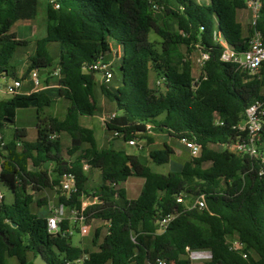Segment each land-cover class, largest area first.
<instances>
[{"label":"trees","instance_id":"16d2710c","mask_svg":"<svg viewBox=\"0 0 264 264\" xmlns=\"http://www.w3.org/2000/svg\"><path fill=\"white\" fill-rule=\"evenodd\" d=\"M245 8L243 0H0V79H16V51L27 42L12 31L14 24L34 19L43 9L45 34L35 40L21 79L37 69L46 84L57 79L59 96L69 102L59 118L46 114L56 100L44 89L0 99V182L14 194L11 203L4 195L0 200V264H10V258L34 264L39 254L47 264H79L83 255H88L83 264H158L161 259L192 264L191 251H208V264H264V116L257 156L227 146L245 136L234 126L244 121L246 109L256 101L264 103V63L258 74L249 75L222 60L221 40L238 54L248 49L254 30L244 35L238 20V11ZM255 29L264 39V0ZM112 42L121 49L120 83L100 85L115 106L114 116L105 122L113 137L100 148L94 129L80 119L98 110V73L92 66L111 53ZM51 45L57 46L58 63ZM194 50L209 56L197 81L190 59ZM57 67L59 77L52 75ZM152 74L161 81L158 89L151 85ZM27 108L37 111V138L27 140L28 130L18 127L5 137L17 111ZM151 132L189 139L201 152L181 169L162 174L113 143L136 138L150 145L155 141ZM62 133L70 136L69 160ZM174 153L165 143L164 149L150 150L149 158L162 165ZM84 164L100 171L91 194ZM64 174L76 178L77 190L69 196L59 189ZM130 177L144 179L136 199L120 186ZM46 189H56L59 203L71 207H80L84 195L99 198L86 211L107 228L104 236L97 228L92 239L96 250L73 244L68 220L60 232H49L47 217L32 210L34 194ZM202 194L206 208H190ZM180 195L193 200L189 207L177 201ZM170 214L173 219L158 232L156 222ZM230 237L246 244L247 257L230 250Z\"/></svg>","mask_w":264,"mask_h":264},{"label":"rangeland","instance_id":"374dc122","mask_svg":"<svg viewBox=\"0 0 264 264\" xmlns=\"http://www.w3.org/2000/svg\"><path fill=\"white\" fill-rule=\"evenodd\" d=\"M249 15V13L247 12ZM245 12L243 10L238 11V20L239 22L243 25L244 29V35L248 36L249 31L251 30V18L248 16V18L244 19ZM35 19V25L37 26V29L35 30L34 27H32V24L30 22H26V20H19L17 21L13 28L12 31H15L17 33L18 39L27 41L25 45L18 47L16 51V56L14 63L18 68V73L23 74L27 69L28 66V58L34 53L35 51V40L45 34V28H46V14L43 9L39 11L37 16L34 18ZM152 40L157 41L158 38L155 34L150 35ZM51 51L53 55L56 57V62L58 63L59 59V52L57 49L56 45H51ZM112 49L114 50L115 55L121 54L120 48L116 44L111 45ZM156 47L158 50H160V45L159 42L156 44ZM201 55L202 51L201 50H194L190 54V59L193 64V76L195 80H197L201 74H202V63H201ZM118 63V62H117ZM6 81L7 83L12 84L14 82V78L12 77H6L4 79H0V82ZM25 87L23 89H28L30 87L31 83L26 81ZM103 79L100 78V75H96V86H95V91H94V97L98 106V110L95 113V117H81L80 122L84 126H90L94 128L95 133H96V138L98 141V144L101 148L106 147L109 145V142L111 141L113 137V133L109 132L106 129V119L108 118L109 115H111V106L113 103H111L103 94L101 91V83H103ZM41 83H42V89L46 90V92L49 94L50 97L56 100V104L53 109H48L46 110V114L53 113L59 118H63L66 109L69 105V102L62 97L59 96V85L57 79H54L50 84L45 83V78L41 77ZM108 85L115 87L120 83V72H119V65L114 68V76L113 78L109 81L106 82ZM151 85L153 88H156V78L154 74L151 76ZM50 86V87H49ZM41 89V90H42ZM158 89V88H156ZM10 97L9 95H7ZM104 111V116L105 118L103 120H98V117L102 116V112ZM103 116V117H104ZM102 117V118H103ZM37 111L34 108H27V109H19L17 111V117L14 126L11 128H6L4 130L5 137L9 138L11 137L13 133L14 127L18 128H26L29 131V137L27 140H35L37 138ZM149 135L153 136L155 141L153 144H147L145 140L140 141L141 144H143V148L139 149L138 147H130L126 142H124L121 138H119L117 141L122 143L126 149L131 152V153H138L142 155L141 160L143 163L149 165L151 169L155 172L162 173V174H167L169 171L172 170H179L181 169L182 165L189 159H191L193 156L191 155L190 151L185 147L183 142L181 140H178L176 138L170 137L167 133L161 132V133H154L151 132ZM63 149H64V157L66 160H69V156L67 155V150L70 147V136L66 133L62 134V137L60 138ZM168 143L172 147H174L177 151L175 152L170 159V162L167 164H156L152 162V160L149 158V151L152 149H164V144ZM214 148L216 149H222L223 146H218L215 145ZM74 159V157H72ZM3 160V156L0 155V164ZM51 167L48 164H44L43 168ZM208 166V165H207ZM89 172V182H88V192L89 194L93 193V187L100 182V175L98 170H86ZM144 182L143 178L140 177H132L129 178L123 185L126 189L129 191V196L132 198L137 197L138 195L141 194V184H134L136 182ZM133 182V184H131ZM61 192H63L60 189ZM0 192L5 196V201L7 203H11L14 200V194L7 188L5 187L1 182H0ZM40 193V192H39ZM35 193L34 195H37L41 197L42 201H46L51 205V209L55 208L60 205L59 203V194L57 193L56 189H46L44 190L43 193ZM39 194V195H38ZM85 198H90V195H84L82 199ZM193 201L190 198H186L184 201V204L186 206H190V204ZM43 205V204H42ZM38 207L35 208V206H32V210L36 211ZM50 209V211H51ZM49 211V214H50ZM65 214L69 216V211H66ZM89 224L91 226L90 233L88 235H81L78 230L74 229L73 224L70 222V227L72 228L71 235H72V241L75 246H79L80 248H83L84 250H96L97 247H94L92 244V238L97 230V228H102V236H104L107 232V228L105 225H103V221L98 220V219H91L89 221ZM190 259V255L188 256ZM29 258H33L32 255L29 256ZM36 259V258H35ZM192 260V259H191ZM35 261V260H34ZM192 264H208L207 261L204 260H197L194 259L192 260ZM10 264H19L16 258H10L9 259Z\"/></svg>","mask_w":264,"mask_h":264},{"label":"built area","instance_id":"2783aa9c","mask_svg":"<svg viewBox=\"0 0 264 264\" xmlns=\"http://www.w3.org/2000/svg\"><path fill=\"white\" fill-rule=\"evenodd\" d=\"M54 2V0H50ZM246 10L249 12L251 18V28L254 30L253 34L249 39L248 49L241 54H238L228 48V46L221 40L222 44L225 47V50L222 54V60L225 62H232L238 64L239 67L247 72L249 75H256L259 73V70L264 63V39L259 30H256L255 27L257 25V21L260 16V12L263 7V0H243ZM58 7V5H55ZM111 55L112 57L103 58L97 60L92 68L101 76L104 82H109L114 76V68L120 65L121 62V54L115 55L114 50L111 48ZM209 56L207 53L202 52L201 55V63L202 66L208 60ZM118 62V63H117ZM55 77H59L60 69L57 67L53 74ZM31 82L33 83L35 89L41 90L42 83H41V74L40 72L35 69L33 70L28 77ZM198 80V79H197ZM196 80V81H197ZM23 79L14 80L12 84H8L6 86V91L10 95L16 94L22 86ZM157 85L161 84V81L158 80ZM114 116V113L108 116L106 121L111 119ZM264 116V103L260 101H256L251 104L245 112L244 121L234 126L239 132H245V136L232 144L227 145L229 150L235 153H246L251 156L258 155V147L261 141V131H262V118ZM218 124L223 125V122L218 119ZM116 136L117 133H114ZM1 141V136H0ZM185 147L190 151L193 157H197L201 152V146L197 145L193 141L189 139H182L181 140ZM128 145L131 147H138L141 149L143 144L140 143L139 140L133 138L129 140ZM89 165L84 164V170H88ZM115 185V184H114ZM63 192V195L69 196L72 192L77 190L76 188V178L74 174H64L61 178V184L59 186ZM3 194L0 193V200L2 199ZM177 201L183 203L184 196L180 195L177 198ZM100 202L97 196H91L90 198L82 199L81 197V206H66L60 203L59 206L52 208L50 214L47 216V223H48V230L52 234H56L61 231V224L63 221L68 220L69 223L73 224L74 229L78 230L81 235H88L91 230V226L89 221L91 220L90 217L86 214L88 207L93 204ZM206 200L204 195L197 196L190 206V208H197L199 210H203L206 208ZM66 211H69V216L65 214ZM173 215H167L162 220L156 222L158 227V232H163L170 221L173 219ZM70 227V233H72ZM228 245L230 250L241 253L244 257H247L245 253L246 244L242 242L237 237H230L227 239ZM88 255H83L79 260V264H83V260L87 259ZM192 259H201L200 255L191 254ZM205 258L211 259V254H208ZM158 264H169L167 260L161 259L158 261Z\"/></svg>","mask_w":264,"mask_h":264},{"label":"crops","instance_id":"0c3cea01","mask_svg":"<svg viewBox=\"0 0 264 264\" xmlns=\"http://www.w3.org/2000/svg\"><path fill=\"white\" fill-rule=\"evenodd\" d=\"M243 11L245 12V15H244V19H246V18H248V16L250 17V15H248L247 14V10L246 9H243ZM249 13V12H248ZM26 22H30L31 24H32V27H34L35 28V30L37 29V26L35 25V19H32V20H26ZM46 25H47V19H46ZM114 44V43H113ZM118 46V45H117ZM112 48V47H111ZM118 48H120L119 46H118ZM121 50V49H120ZM34 53H32V55H33ZM112 57V55H111V53L106 57V58H111ZM23 77V74H19L18 73V71H17V75H16V79L15 80H19V79H21ZM4 78H6V77H2L1 79H4ZM43 78H45V77H43ZM100 78H101V76H100ZM26 81H28V83L30 82L31 83V85H30V87H28V89H23L24 87H25V83H27ZM8 84H10V83H7L5 80L4 81H2V82H0V99H8V98H10L12 95H10L9 93H7V91H6V86L8 85ZM50 86H51V84H50ZM49 86V87H50ZM43 90V89H42ZM34 91H37V89H35V87H34V85H33V83L31 82V80L29 79V78H25V79H23V81H22V86H21V88L19 89V91L18 92H20V93H25V94H29V93H31V92H34ZM46 91V90H45ZM48 92V91H47ZM7 95H9L10 97H8ZM114 110H115V106H114V104L111 106V113H113L114 112ZM105 114H104V111L102 112V116L100 117V115H99V117H98V120H103L104 118H105V116H104ZM104 116V117H103ZM93 118H96L95 117V115L94 116H92ZM103 117V118H102ZM86 127H88V128H92V127H90V126H86ZM92 129H94V128H92ZM95 131V130H94ZM63 134V133H62ZM62 134L59 136L60 138L62 137ZM95 135H96V133H95ZM28 137H29V131H28ZM27 137V138H28ZM97 139V138H96ZM31 141V140H30ZM32 141H34V140H32ZM98 142V141H97ZM114 143V145H115V147L116 148H125L126 149V147L122 144V143H120L119 141H114L113 142ZM126 144H128L127 142H126ZM99 145V144H98ZM100 147V146H99ZM104 147V146H103ZM131 147V146H130ZM101 148V147H100ZM143 148V147H142ZM141 148V149H142ZM173 149L175 150V152H179V151H177L174 147H173ZM135 154H138V153H135ZM138 155H140V154H138ZM140 157H142V155H140ZM89 170H92V169H89ZM93 170H95V169H93ZM96 170H98V169H96ZM99 171V170H98ZM99 175H100V171H99ZM130 178H132V177H130ZM125 183V182H124ZM124 183H122L120 186L121 187H124ZM131 184H133V182L131 183ZM134 184H137V186H138V184H141V191H142V187H143V184H144V182L143 183H141V182H136V183H134ZM125 188V187H124ZM126 189V188H125ZM126 191H127V195H128V197L130 198V199H136L137 197H135V198H132V197H130L129 196V191H128V189H126ZM44 191H42V192H40V193H43ZM1 193V192H0ZM39 193V194H40ZM38 194V195H39ZM38 200H41L42 201V199H41V197H39V196H37V195H34V203H33V205L35 206V208L36 207H38V209L35 211L36 213H38L39 215H42V216H44V217H47L48 215H49V211H50V209H51V205H49V203H47L45 200L44 201H42V204L43 205H38ZM104 225V224H103ZM95 235V234H94ZM94 237V236H93ZM93 239V238H92ZM84 248V247H83ZM82 248V249H83ZM191 254H194V255H200L201 256V259H197V260H204V261H207L208 262V260L209 259H207V258H205L206 256H208V254H210L208 251H191L190 252V257H191ZM192 259V258H191ZM192 260H194V259H192ZM192 263H193V261H192Z\"/></svg>","mask_w":264,"mask_h":264},{"label":"water","instance_id":"95a60500","mask_svg":"<svg viewBox=\"0 0 264 264\" xmlns=\"http://www.w3.org/2000/svg\"><path fill=\"white\" fill-rule=\"evenodd\" d=\"M40 74L42 75V72H40ZM4 240L6 241V239L4 238ZM34 264H47V261L43 258V256L41 254H39L35 261Z\"/></svg>","mask_w":264,"mask_h":264}]
</instances>
